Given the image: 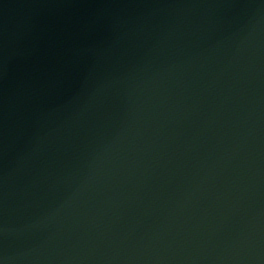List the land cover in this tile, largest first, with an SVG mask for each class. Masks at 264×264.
<instances>
[{"label": "water", "instance_id": "water-1", "mask_svg": "<svg viewBox=\"0 0 264 264\" xmlns=\"http://www.w3.org/2000/svg\"><path fill=\"white\" fill-rule=\"evenodd\" d=\"M0 264H264V0H0Z\"/></svg>", "mask_w": 264, "mask_h": 264}]
</instances>
